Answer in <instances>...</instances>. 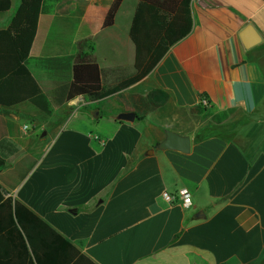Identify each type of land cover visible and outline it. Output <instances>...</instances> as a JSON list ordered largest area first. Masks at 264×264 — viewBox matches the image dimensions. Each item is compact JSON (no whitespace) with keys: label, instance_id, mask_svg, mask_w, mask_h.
Instances as JSON below:
<instances>
[{"label":"crops","instance_id":"obj_1","mask_svg":"<svg viewBox=\"0 0 264 264\" xmlns=\"http://www.w3.org/2000/svg\"><path fill=\"white\" fill-rule=\"evenodd\" d=\"M139 1L124 0L111 27L110 0H62L42 15L29 69L44 92H53L48 58L61 63L86 38L99 69L132 71ZM20 4L13 0L0 30ZM78 5L85 11L73 32ZM191 12V32L122 99L76 97L50 116L29 102L0 106L9 153L0 185L97 264H264V0H191ZM249 25L262 40L245 49ZM73 79L102 88L99 73ZM203 95L211 113L234 114L217 124L192 113ZM126 112L134 122L116 120ZM166 129L190 136V152L156 150ZM184 189L189 207L162 198Z\"/></svg>","mask_w":264,"mask_h":264},{"label":"trees","instance_id":"obj_2","mask_svg":"<svg viewBox=\"0 0 264 264\" xmlns=\"http://www.w3.org/2000/svg\"><path fill=\"white\" fill-rule=\"evenodd\" d=\"M62 0H21L20 7L7 29L0 30V106L13 107L29 102L46 115L54 108L76 98L91 101L106 99L148 75L168 50L185 38L192 30L191 0H140L132 21L130 39L135 46L133 70L127 68L99 69L92 54L93 43L89 38L78 41L75 55L61 58L46 70L53 86L52 94L44 92L29 69V59L42 15L50 14ZM124 0H110L104 26L114 24L116 14ZM13 0H0V21L12 9ZM85 7L78 5L69 15L76 31ZM75 74L99 73L102 88L91 90L77 84ZM200 103L190 110L204 114L205 119L221 124L235 112L230 109L213 114L209 106ZM145 115L137 117L143 119ZM9 158L8 151L0 144V172ZM0 264H97L79 247L62 235L50 223L0 185Z\"/></svg>","mask_w":264,"mask_h":264},{"label":"water","instance_id":"obj_3","mask_svg":"<svg viewBox=\"0 0 264 264\" xmlns=\"http://www.w3.org/2000/svg\"><path fill=\"white\" fill-rule=\"evenodd\" d=\"M241 41L245 49H250L253 46L261 42V36L254 29L253 26L249 25L243 29L240 34ZM136 114L133 112L121 113L116 116L117 121L123 122H134L136 119ZM191 148V138L190 136L180 135L172 130H165V138L156 147V150H172L180 152L182 154H187L190 152ZM153 150H151V153Z\"/></svg>","mask_w":264,"mask_h":264},{"label":"built area","instance_id":"obj_4","mask_svg":"<svg viewBox=\"0 0 264 264\" xmlns=\"http://www.w3.org/2000/svg\"><path fill=\"white\" fill-rule=\"evenodd\" d=\"M204 105L209 106L207 100H203ZM31 126L26 124L23 126L24 132L30 131ZM162 198L168 202L169 204H173L175 202L181 201L185 207H189L191 205V193L187 190H181L178 194H170L169 192H163Z\"/></svg>","mask_w":264,"mask_h":264},{"label":"rangeland","instance_id":"obj_5","mask_svg":"<svg viewBox=\"0 0 264 264\" xmlns=\"http://www.w3.org/2000/svg\"><path fill=\"white\" fill-rule=\"evenodd\" d=\"M22 123H23L22 125H25V123H27L28 125H30V121L29 120H27L26 122H25V120H23Z\"/></svg>","mask_w":264,"mask_h":264}]
</instances>
